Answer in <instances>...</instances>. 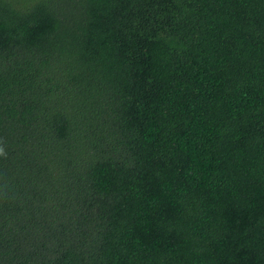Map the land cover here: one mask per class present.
<instances>
[{"label":"trees","instance_id":"1","mask_svg":"<svg viewBox=\"0 0 264 264\" xmlns=\"http://www.w3.org/2000/svg\"><path fill=\"white\" fill-rule=\"evenodd\" d=\"M0 264H264V0H0Z\"/></svg>","mask_w":264,"mask_h":264}]
</instances>
